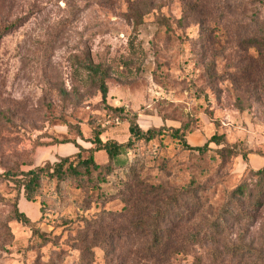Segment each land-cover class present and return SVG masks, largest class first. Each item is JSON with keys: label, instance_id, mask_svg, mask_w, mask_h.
Segmentation results:
<instances>
[{"label": "rangeland", "instance_id": "1", "mask_svg": "<svg viewBox=\"0 0 264 264\" xmlns=\"http://www.w3.org/2000/svg\"><path fill=\"white\" fill-rule=\"evenodd\" d=\"M152 1L154 10L135 28L131 20L135 11L129 4L133 0L108 4L102 0H0V27L16 24L0 40V225L11 214L17 195L13 182L5 177L8 171L16 167L29 171L73 157L78 149L61 143L75 140L89 149L98 127L105 129L103 141L127 140V123H113L107 107L135 113L144 130L187 125L190 134L205 129L208 139L224 135L240 153L238 158L223 161L214 144L199 156L170 142L166 147L154 142L128 156L136 155L140 176L149 185L172 190L194 181L203 200L206 197L208 212L216 214L225 205L228 191L244 182L256 184L257 176L245 169L247 164L253 171L264 168V70L255 67L258 82H235L230 76L254 55L246 54L242 45L249 20L262 4L252 0H246V6L239 4L243 0ZM160 15L168 20L167 29L159 25ZM219 26L222 32L210 39V29ZM206 39L209 43L204 49ZM88 50L93 62L110 73L106 103L76 67L75 58ZM214 58L218 70L210 79L208 64ZM94 158L99 164L108 160L106 152ZM128 179L125 172L116 171L101 188V193L112 196L103 202L87 198V203L76 190L80 182L66 183L60 193L45 184L43 198L35 202L21 198L19 210L36 222L43 201L44 216L37 227L47 235L59 233L61 228H56L62 218L91 217L103 210L120 212L116 193ZM88 204L91 208L85 212ZM251 215L253 223L248 227L231 220L227 240L217 248L221 257L208 253L210 245L189 247L176 258V264L196 260L201 264H253L255 257H232L223 248V244H237L239 231L246 230L245 243L263 250L264 255V199ZM9 227L12 238H4L0 230V264H32L53 255L52 246L41 251L33 246L29 228L14 221ZM193 227L191 222H181L177 233H190ZM66 238L67 234L61 242ZM76 254L67 264H74ZM94 264H105L101 252Z\"/></svg>", "mask_w": 264, "mask_h": 264}, {"label": "trees", "instance_id": "2", "mask_svg": "<svg viewBox=\"0 0 264 264\" xmlns=\"http://www.w3.org/2000/svg\"><path fill=\"white\" fill-rule=\"evenodd\" d=\"M102 1L104 4L111 2ZM252 2L262 5L257 7L259 10L249 20L246 27L247 36L242 47L246 54L253 52L254 55H249L251 57L247 58L250 61L240 69L232 68L230 79L235 82L240 79L258 82L259 79L255 78L257 75L255 67L264 70V0ZM245 3L246 0L239 2L240 5ZM129 4L131 11H135L131 20L135 28H139L144 16L154 8L153 1L133 0ZM158 21L161 27L165 29L169 27V22L163 15L159 16ZM15 27L16 24L0 27V40ZM220 32H222L220 26L213 27L207 36L211 39ZM204 35L203 30L202 36ZM208 43L207 39L203 42L204 49ZM75 63L77 69L87 75V82L106 103L109 94L106 83L110 76L108 69L93 62L90 50L82 57H76ZM208 70L212 72L210 79L215 78L218 70L216 58L209 60ZM107 110L113 119L127 123L128 137L125 142L103 141L101 136L105 129L98 127L89 141L91 148L84 149L75 140H66L61 144H72L79 151L73 157L60 158L56 163H46L43 167L29 171H22L20 167H16L6 173L5 177L13 182L17 195L12 202L11 214L0 225L3 237L12 238L9 223L14 221L31 230V243L38 251L53 247V255L50 254L51 257L47 261L38 259L32 264H67V259L75 252L77 254L74 264H94L97 252L102 253L105 264H176V258L186 254L189 250L187 248L196 246L205 248L206 245L212 246L209 254L214 258L221 257L217 248L219 243L227 240L225 233L231 220L237 225L245 224L248 227L253 223L251 213L263 205L264 168L253 171L247 164L245 171L257 176L256 184L251 186L244 182L228 191L225 205L216 214L209 213L206 197L203 200V192L194 181L172 190L163 185H149L140 176L142 171L137 167L136 155L131 159L128 156L136 154L137 149L154 142L159 143L161 147H166V142H170L181 151L204 156L211 150L210 145L214 144L217 148L215 153L224 161L230 157L240 156L236 147L228 144L224 135L216 134L203 146L194 147L187 139L190 134L187 125L174 129L144 130L138 125L135 113L129 114L121 107H107ZM78 138L83 139L81 132H78ZM99 152H106L108 156L106 163L99 164L95 161L94 155ZM85 154L87 157H84ZM116 171L125 172L129 176L121 191L116 193L122 206L120 212L109 213L103 210L91 217L82 215L76 219L62 218L59 227L56 228L57 230L61 228L62 231L59 233L53 231L47 235L37 227L44 216L43 201L40 203L41 217L36 222L19 210L21 198L27 202L42 199L45 184L52 185L57 193L58 191L60 193L63 186L72 181L82 184L76 190L79 191V196L84 198V203H87V198L96 199L97 202L107 201L112 195L101 193V188L106 184L107 178ZM86 206L85 212H88L91 205ZM181 222L193 223L192 231L187 234L177 233ZM73 231L76 233L73 234ZM65 234L67 238L61 242ZM245 235L246 230L239 231L237 244H223L225 253L236 258L255 257L253 264H264L263 250L254 249L246 244ZM64 245L69 248L64 249ZM250 253L252 255H249ZM192 264L201 263L196 260Z\"/></svg>", "mask_w": 264, "mask_h": 264}, {"label": "crops", "instance_id": "3", "mask_svg": "<svg viewBox=\"0 0 264 264\" xmlns=\"http://www.w3.org/2000/svg\"><path fill=\"white\" fill-rule=\"evenodd\" d=\"M204 130L205 129H202V130L196 131L195 133L189 134L187 139L189 141V144H192L191 146L200 147V146H203L204 144H206V142L208 140V136L204 132Z\"/></svg>", "mask_w": 264, "mask_h": 264}, {"label": "built area", "instance_id": "4", "mask_svg": "<svg viewBox=\"0 0 264 264\" xmlns=\"http://www.w3.org/2000/svg\"><path fill=\"white\" fill-rule=\"evenodd\" d=\"M113 123L119 125L120 124V121L118 119H113ZM106 124H110V122L106 123Z\"/></svg>", "mask_w": 264, "mask_h": 264}]
</instances>
